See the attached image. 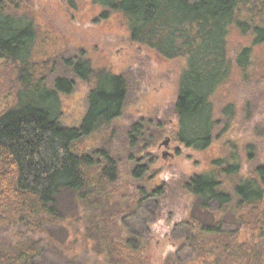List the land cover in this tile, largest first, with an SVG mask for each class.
Here are the masks:
<instances>
[{"label": "trees", "instance_id": "trees-1", "mask_svg": "<svg viewBox=\"0 0 264 264\" xmlns=\"http://www.w3.org/2000/svg\"><path fill=\"white\" fill-rule=\"evenodd\" d=\"M22 2L0 0V60L16 65L22 84L14 105L0 112V264H45L43 251L53 243L54 230L66 237L82 234L71 264H147L146 237L154 231L145 223L173 216L172 209L180 205L186 206L187 217L173 223L170 234L177 237L181 231L198 252L225 235L228 217L247 225L252 211L264 214V163L241 175L237 147L229 158L214 160L209 171L152 189L135 183L149 170L136 164L131 170L134 187L124 190L120 164L110 151L83 152L80 146L122 116L131 79L124 73L97 72L89 60L76 56L61 59L62 73L49 84L36 79L32 58L37 29ZM92 2L102 18L120 15L133 42L167 59L185 57L173 105L177 124L171 132L186 147L208 149L219 127L214 95L228 83L235 64L248 79L253 49L264 44V0ZM234 28L251 40L235 59L228 41ZM93 78L85 117L77 126L66 125L62 95L72 94L76 79ZM224 109L229 124L235 109ZM152 125L143 119L133 123L127 133L130 147L168 132L161 120ZM148 127L155 134L148 135ZM248 153L253 160L255 147L250 145ZM258 220L257 227L250 225L264 238V218ZM175 253L166 264H183ZM262 254L251 250L247 262L264 264Z\"/></svg>", "mask_w": 264, "mask_h": 264}, {"label": "rangeland", "instance_id": "rangeland-1", "mask_svg": "<svg viewBox=\"0 0 264 264\" xmlns=\"http://www.w3.org/2000/svg\"><path fill=\"white\" fill-rule=\"evenodd\" d=\"M21 4L37 29L32 58L36 79L43 77L49 84L62 73L61 59L71 56L89 60L97 72L124 73L131 79V93L122 116L108 129L86 138L80 146L83 152L110 151L120 164L118 170L124 190H128L129 185L134 187L131 186L134 182L131 170L136 164H146L149 170L135 183L152 189L166 181L175 184L179 179L185 181L193 174L211 170L212 162L229 158L234 147H237L243 165L241 175L245 176L264 163V44L253 49L248 79H244L235 64L228 83L214 95V109L219 121L217 133L208 149L195 150L180 144L171 132L177 124L173 105L180 74L186 67L185 57L167 59L151 47L133 42L122 17L114 13L102 18L100 8L92 0H23ZM228 41L233 59L242 47L251 44L250 37L235 28ZM76 82L72 94L62 95V120L73 127L85 117L94 78L91 82L80 79ZM21 85L16 65L0 60V112L14 105ZM231 105L235 113L228 124L224 108ZM141 119L146 120L147 126L161 120L168 132L156 139L154 127H148L146 132L153 135L152 141L130 147L128 130ZM166 140L169 144H165ZM250 145L255 147L253 160L248 153ZM231 183L229 179L225 181L228 187ZM185 209V205H180L172 209L173 216L154 224L145 223L152 225L154 231L146 237L147 264H166L175 252L183 264H253L247 262L251 250L263 253L264 238L255 229L258 219L264 218L263 211H252L247 217L248 222L256 223L255 228L251 223L242 225L243 222L240 224L228 217L225 235L198 252L190 249L181 231L176 233L177 237L170 234L173 223L187 217ZM66 211L72 215V209ZM134 226L139 230L142 227L138 221ZM51 235L53 243L45 247L43 262L71 264L70 254L74 247L78 249L83 244L82 234L66 237L54 230Z\"/></svg>", "mask_w": 264, "mask_h": 264}, {"label": "flooded vegetation", "instance_id": "flooded-vegetation-1", "mask_svg": "<svg viewBox=\"0 0 264 264\" xmlns=\"http://www.w3.org/2000/svg\"><path fill=\"white\" fill-rule=\"evenodd\" d=\"M165 144H169V140H166V141H165Z\"/></svg>", "mask_w": 264, "mask_h": 264}]
</instances>
